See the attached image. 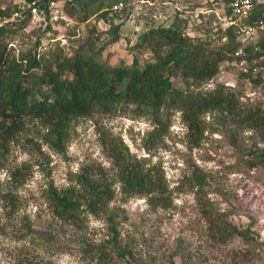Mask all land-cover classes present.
Listing matches in <instances>:
<instances>
[{
    "label": "rangeland",
    "instance_id": "obj_1",
    "mask_svg": "<svg viewBox=\"0 0 264 264\" xmlns=\"http://www.w3.org/2000/svg\"><path fill=\"white\" fill-rule=\"evenodd\" d=\"M203 1L184 0L183 4L189 10ZM208 1L213 3L190 14L188 34L218 47L224 39L219 40L212 31L223 23L207 9L212 5L220 11L224 0ZM155 2L150 6L129 0L132 17L124 21L121 37L114 44L106 45L109 25L97 17L79 24L63 15L65 25L54 21L52 31H46V21L37 14L23 25L18 15L0 20V27L13 32L3 43L15 57L35 49L47 54L60 48L66 57L81 58L88 49L80 45L96 38L97 47L106 45L100 62L131 68L136 57L142 67L151 56L147 49L135 48L138 37L152 27L171 25L177 12L174 0ZM63 6L64 0H59L52 14L61 15ZM22 7L27 8L25 0H0V10L13 12ZM240 72L234 63L225 65L215 81L202 90L211 91L222 83L242 106L257 104L264 112V79L255 85L241 79ZM222 121L216 113L206 114L199 146H194L180 113L171 116L162 138L148 135L155 127L146 117L94 114L72 122L62 155L44 142L47 131L43 125L26 120L24 131L15 139L5 144L0 139V192L9 188L20 200L12 219H7L0 201V227L5 231L0 233V264H99L83 243L108 244L106 216H87L79 229L53 215L46 192L49 186L67 188L83 166L96 165L112 175L106 143L110 137L120 138L132 155L148 160L147 167L158 169L172 200L166 210L153 209L146 197L127 198L120 185L114 184L109 210L117 216L120 245L131 255L120 264H169L174 253L176 264H264V161L253 169L246 163L255 154H264V140L259 132L231 120ZM199 173L203 174L202 190L191 187L193 175ZM22 216L28 217L34 233L16 242L11 234L20 227ZM229 226L238 233L223 241L217 230H228Z\"/></svg>",
    "mask_w": 264,
    "mask_h": 264
},
{
    "label": "trees",
    "instance_id": "obj_2",
    "mask_svg": "<svg viewBox=\"0 0 264 264\" xmlns=\"http://www.w3.org/2000/svg\"><path fill=\"white\" fill-rule=\"evenodd\" d=\"M58 1L25 0L26 9L16 8L13 12L0 10V20L18 15L16 17L23 25L32 19L33 14H37L46 21V31H52L55 22L50 4ZM178 1L179 5H183L184 0ZM232 1L224 0L222 9L226 15L231 14L228 4ZM119 3L124 8L121 11H112V6ZM212 3L204 0L201 4L188 8L189 10L178 8L171 25L152 27L142 33L135 48L147 49L151 56V60L142 67H139L136 57L133 58L131 68L122 65L109 66L100 62L106 45L118 42L121 28L132 14L129 0H64L62 16L74 18L79 24L97 17L109 25L110 39L107 44L97 47L95 42L98 39H87L80 47L88 49V54L81 58L76 55L66 57L60 48L47 54L35 49L25 55L12 56L3 40L8 33L13 32L1 26L2 143L15 139L24 131L26 120L30 119L38 121L46 128L44 142L51 150L63 155L70 139L73 121L89 118L94 114L121 113L151 120L155 128L148 135L157 138L164 136L171 116L180 113L189 141L194 146H199L204 132V117L208 113H216L224 123L231 120L237 126L259 132L264 140V112L260 105L242 106L233 91L222 83H218L211 91L202 90L204 86L215 81L225 65L234 63L236 66L235 54L240 48V28L237 26L226 29L218 26L212 31L219 40L224 39L218 47H212L209 42L188 34L190 14ZM207 10H213V6ZM262 16L264 3H255V12L246 23L260 21ZM65 21L58 18L56 22L65 25ZM263 34H259L255 43H250L245 51L258 55L259 52L255 49L264 45ZM240 77L249 79L255 85L261 84L264 79L262 72L256 76L240 72ZM106 143L112 175L96 165L83 166L80 172L72 176V184L67 188L57 190L49 186L46 199L57 219L79 229L85 217L99 219L104 214L110 235L108 244H83L89 251L94 252L99 264H120L131 255L120 245L117 216L109 210V204L115 196L114 184L120 185L121 193L127 198L136 195L146 197L153 209L166 210L172 200L170 191L162 180L163 175L154 166L147 167L148 160L137 159L120 138L110 137ZM253 157L246 162L250 169L264 161V154H255ZM15 175L17 174L12 176ZM191 187L199 190L205 187L202 173L193 175ZM0 201L7 219H12L20 205L18 195L6 188L0 192ZM19 224L20 227H16L11 234L16 242L25 241L34 233L28 217L22 216ZM217 232L223 241L238 233L233 226H229L228 230L221 228ZM0 233L5 234L1 227ZM174 255L176 253L170 256L169 264H176Z\"/></svg>",
    "mask_w": 264,
    "mask_h": 264
},
{
    "label": "built area",
    "instance_id": "obj_3",
    "mask_svg": "<svg viewBox=\"0 0 264 264\" xmlns=\"http://www.w3.org/2000/svg\"><path fill=\"white\" fill-rule=\"evenodd\" d=\"M255 3H264V0H233L228 4V8L231 11L230 15H226L224 9L222 8L218 12L209 10L216 15L220 22L223 23V29L231 26H237L240 28L238 37L240 48L235 54L237 57L235 65L241 71V73L246 75L250 74L252 76H256L260 72H262L264 75V45L255 49V51L259 52L258 55L254 52L250 53L249 51H245V48L249 46L250 43H255V39L259 34L264 33V16H262L263 19L260 21H253L250 24L246 23V21L255 12ZM56 4L57 2H51V12ZM123 8L124 5L122 3L115 4L112 6V11H121ZM52 15V19L55 22L58 20V18H62V14Z\"/></svg>",
    "mask_w": 264,
    "mask_h": 264
},
{
    "label": "crops",
    "instance_id": "obj_4",
    "mask_svg": "<svg viewBox=\"0 0 264 264\" xmlns=\"http://www.w3.org/2000/svg\"><path fill=\"white\" fill-rule=\"evenodd\" d=\"M141 1H143V2H145V3H148V5L150 4V6H152L153 4H155L156 2H155V0H141ZM175 2H176V8L178 9L179 7H181V8H185L184 7V4L183 5H179V1L178 0H174ZM130 17H132V14H131V16Z\"/></svg>",
    "mask_w": 264,
    "mask_h": 264
}]
</instances>
